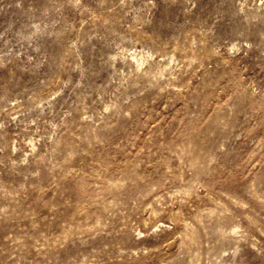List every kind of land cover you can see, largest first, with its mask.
Segmentation results:
<instances>
[{"label":"rangeland","instance_id":"rangeland-1","mask_svg":"<svg viewBox=\"0 0 264 264\" xmlns=\"http://www.w3.org/2000/svg\"><path fill=\"white\" fill-rule=\"evenodd\" d=\"M0 264H264V0H0Z\"/></svg>","mask_w":264,"mask_h":264}]
</instances>
